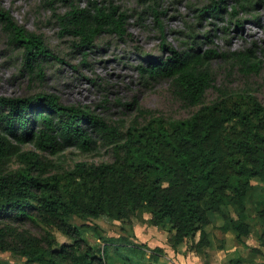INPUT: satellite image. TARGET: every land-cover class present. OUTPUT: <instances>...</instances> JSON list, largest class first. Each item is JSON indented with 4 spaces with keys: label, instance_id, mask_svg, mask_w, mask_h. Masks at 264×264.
<instances>
[{
    "label": "trees",
    "instance_id": "trees-1",
    "mask_svg": "<svg viewBox=\"0 0 264 264\" xmlns=\"http://www.w3.org/2000/svg\"><path fill=\"white\" fill-rule=\"evenodd\" d=\"M142 1L149 5L148 14L159 30L161 51L168 54L138 50V58L145 61L139 71L171 78L186 104H202L212 82L209 62L219 53L203 47L210 41L207 34L205 41L199 34H188L189 44L182 50L166 43L164 12L157 9L160 1ZM56 4L64 11H56ZM48 5L60 34L72 37L83 55L103 33L128 35V14L111 1L80 5L76 0H48ZM252 5L253 0H212L199 16L217 19L227 12L237 24L239 11ZM0 18L22 51L24 69L41 74L43 63L55 58L43 37L16 25L6 11H0ZM232 55L247 72H258L260 60L251 59L252 50ZM98 142L109 148V161L77 162L52 173L49 161L22 148L33 143L58 154L69 146L90 151ZM14 159L22 164L16 169L9 166ZM253 179L261 182L259 192ZM248 203L263 227L264 246V105L251 94L230 104L225 100L202 104L183 119L158 117L126 133L87 106L62 103L53 92L0 95V251L11 252L25 264H116V256L120 264H156L163 256L162 248L154 247L144 262L141 245L124 236L117 244L107 239L96 253L82 245L86 240L71 223L72 216L130 222L144 220L142 214L149 213L150 225L172 230L168 238L172 249L198 234L190 245L197 254L209 246L208 230L218 219L219 230L234 232L236 241L244 243L251 232ZM29 225L42 227L45 235L33 233ZM56 230L70 243H58L52 234ZM109 245H114L112 253ZM250 251L260 252L256 247ZM243 262L237 257L228 264Z\"/></svg>",
    "mask_w": 264,
    "mask_h": 264
},
{
    "label": "rangeland",
    "instance_id": "rangeland-1",
    "mask_svg": "<svg viewBox=\"0 0 264 264\" xmlns=\"http://www.w3.org/2000/svg\"><path fill=\"white\" fill-rule=\"evenodd\" d=\"M87 1L76 0L80 5ZM90 1H111L119 5L128 14V35L119 38L103 33L96 38L94 47L83 55L74 47L72 37L60 34L48 0H0V11H6L12 21L26 31L41 35L55 56L43 63V76L39 72L28 73L23 66L21 49L13 44L9 30L0 18V95L53 92L62 103L87 106L123 133L132 128L140 129L158 117L168 120L187 118L202 104L213 101L238 102L246 94L253 95L264 105V0H253L255 5L250 10L239 11L237 24L230 20L227 12L221 13L217 19L211 14L200 17L201 8L209 6L212 0H159L157 9L164 12L162 23L166 43L182 50L189 44L188 34H199V40L203 41V35L207 34L210 41L204 42L203 47L214 48L219 53L209 62L211 86L205 91L202 104L195 106L184 102L171 78L149 76L138 69L139 64H145L138 58V50L155 56L168 54L161 51L160 33L148 14L149 5L142 0ZM56 7V11H64L59 4ZM247 50H252V60H260L258 72H247L241 61L232 55L233 51ZM22 148L35 151L43 160L49 161L50 173L70 169L77 162L97 164L110 160L109 148L100 142L90 151L69 146L58 154L39 150L33 143H26ZM21 165L16 159L9 164L12 169ZM252 183L257 192L262 190L258 179H253ZM248 207L251 232L243 239L244 243L236 241L234 232L219 230L216 225L220 221L215 219L208 230L210 244L198 254L190 249L198 234L192 241L189 239L172 249L168 242L172 230L168 225H150L146 220L150 218L149 213L142 214L144 220L133 218L130 222L77 216H72L70 221L78 226L86 240L82 245L92 247L96 253L105 246L107 239H114L117 244L120 243L119 237L124 236L130 243L141 245L146 252L144 262H147L146 257L152 248L160 247L163 256L156 264H228L230 258L237 257L244 259L243 264H264V246L260 239L263 227L250 203ZM27 227L38 236L45 235L42 227ZM52 234L58 243H70L60 231ZM252 247L260 252L250 251ZM107 250L112 253L114 245H109ZM0 263L25 264L9 251H0ZM115 263L120 264L117 256Z\"/></svg>",
    "mask_w": 264,
    "mask_h": 264
}]
</instances>
